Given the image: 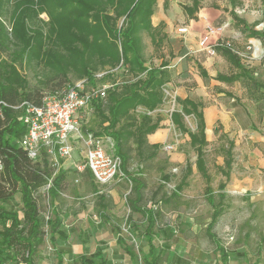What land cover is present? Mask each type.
Listing matches in <instances>:
<instances>
[{
    "label": "rangeland",
    "instance_id": "rangeland-1",
    "mask_svg": "<svg viewBox=\"0 0 264 264\" xmlns=\"http://www.w3.org/2000/svg\"><path fill=\"white\" fill-rule=\"evenodd\" d=\"M41 6H34L28 19L36 46L25 52L20 68L27 79L25 91L42 92L46 96L80 80L88 82V86L106 84L109 89L137 79L123 65L112 67L109 59L99 57L96 51L85 59L70 52L66 48L70 23L62 18L59 26L50 20L47 12L40 10ZM185 6L196 8L194 14L190 15ZM17 8V0L1 2V16L10 31ZM158 14L164 18L159 23L163 24V32L167 36L158 45L152 43L146 32L142 33V39L147 66L167 63L164 67L167 82L162 87L164 101L154 110L142 106L132 109L118 128L135 119L140 122L143 115L153 121L159 120L158 134L152 139L150 134L146 136L148 142L158 143L159 148L153 157L144 158L137 150L134 137H130L126 177L101 186L105 189L98 194H109L114 189L118 202L125 208H155L157 223L152 232L156 233L158 226L172 222L173 216L178 215L184 220L180 225L183 232L189 234L191 225L185 220L193 217L192 221L197 222V227H201L206 235L208 226L203 225L212 218L214 207L208 201V196L212 195L220 209L212 232L224 243L229 242L228 247L246 244L250 249H263L264 0H238L235 5L231 0H157L152 23L158 20ZM223 24L228 25L209 34L210 27L220 28ZM180 26H189V32L179 33ZM206 35H209L206 44L215 53L201 46L200 39ZM228 48L244 54L239 56L242 68L228 58ZM12 51L20 53L18 44H12ZM207 56H210L209 65H204ZM197 62L205 70L208 67L213 76H201ZM86 68L95 80L85 73ZM165 88L170 96H167ZM186 97L200 103L205 120L210 123V127H206L208 144L204 151L208 178L197 168V153L189 135L172 120V112L181 111L178 100ZM105 106L106 103L101 109L104 113ZM101 110L91 106L79 113L83 118L80 126L84 134L106 135L104 128L108 122ZM182 114L185 128L196 131L198 118L195 114ZM114 149L116 151L115 146ZM149 150L147 148L146 152ZM58 166H53L52 178L58 172ZM90 178L93 192L98 191L94 178ZM74 184L77 186L76 182ZM208 187L212 189L210 193ZM47 191L45 184L36 195L42 209L50 210L52 197ZM95 200L98 201L97 198ZM146 226L147 222L142 227L143 231Z\"/></svg>",
    "mask_w": 264,
    "mask_h": 264
},
{
    "label": "trees",
    "instance_id": "trees-1",
    "mask_svg": "<svg viewBox=\"0 0 264 264\" xmlns=\"http://www.w3.org/2000/svg\"><path fill=\"white\" fill-rule=\"evenodd\" d=\"M0 0V200H6L15 193L20 194L21 206L19 208H6L0 206V263H18L21 260L35 264L33 255L43 244L46 232L43 229V211L37 192L41 187L51 181L49 194L55 197L62 188L65 172L58 169L54 174V167L47 154L43 153L39 160H31L25 150L19 145V140L26 132V125L20 119L21 108L15 106L28 100L40 105L44 98L42 92L25 91L27 79L21 73L25 52L35 48L34 38L28 27L31 10L38 4L40 10L47 12L50 20L59 26L62 20H67L71 27L68 30L66 48L83 59L95 51L99 57L109 59L112 67L123 65L136 80L130 83L117 84L107 90V96L102 100H94L93 106L102 109L106 103L104 128L105 137L113 139L116 153L122 158V168L125 171L129 158L127 143L134 137L137 150L144 158L153 157L159 148L158 143L151 144L146 136L160 128V121H153L151 117L143 115L140 122L136 119L118 128L122 119L128 116L132 109L138 106L154 110L164 101L163 85L166 81L162 62L159 66H147L145 60V44L142 33L150 35L154 45H158L167 36L163 32V24L154 25L151 17L157 0H17L18 8L13 14L9 30L5 20L2 19ZM238 0H231L233 5ZM197 5V3H195ZM186 11L193 15L196 8L185 6ZM63 18V19H62ZM257 34L258 32L254 31ZM18 44L20 53L12 51V44ZM228 58L238 67L242 68L239 56L229 48L226 50ZM201 76L209 74L200 62ZM85 73L90 79L94 75L86 68ZM95 83V81L93 82ZM93 85V84H92ZM181 111L172 112L173 122L190 137L191 145L197 153V168L206 178L209 177L204 160L205 147L208 144L206 137V120L200 103L186 97L178 100ZM107 113V114H106ZM195 114L198 118L197 130H187L182 122L183 114ZM132 128L130 129L129 127ZM149 148V152L146 149ZM145 153L147 155L145 156ZM230 166V161L227 160ZM210 193L212 189L208 187ZM209 203L214 207L212 218L207 227L209 238L223 249L216 233L212 232L219 219L220 209L212 195L208 196ZM22 213V216H21ZM150 225L146 229L150 241V251L156 246L151 242L152 227L155 211H148ZM53 225L49 228L52 229ZM55 227V226H54ZM53 237L49 240L54 245ZM28 252V256L25 254ZM153 264L156 257L153 258ZM93 260V257L83 258V262Z\"/></svg>",
    "mask_w": 264,
    "mask_h": 264
},
{
    "label": "crops",
    "instance_id": "crops-1",
    "mask_svg": "<svg viewBox=\"0 0 264 264\" xmlns=\"http://www.w3.org/2000/svg\"><path fill=\"white\" fill-rule=\"evenodd\" d=\"M158 16L154 25L164 19ZM209 59L210 56H207L203 64L209 65ZM207 71L213 76L208 67ZM82 121L81 116L80 123ZM206 127H210L208 121ZM157 134L158 131H155L149 138ZM74 146L72 155L61 159L58 166L65 172L62 188L52 197L50 210L43 209L41 213L47 235L33 255L35 264H153L154 257L157 264H264V248L250 249L246 244L228 247L229 242L224 243L219 238L223 247L219 250L201 227H197V222L192 221L193 217L185 220L191 225V231L189 234L183 232L180 225L184 220L178 215L173 216L172 222L158 226L156 233L153 232L151 242L156 250L151 252L150 239L146 234L151 208H125L118 202L114 189L109 194L99 195L105 187L96 182L99 190L93 192L90 170L78 171L75 167L84 160V143L76 140ZM0 206L19 208L20 194L15 193L4 201L0 200ZM156 218L157 212L153 226L157 223ZM145 222L147 226L143 231ZM209 222L203 226L207 227ZM49 225H53L52 229ZM51 236H54V245L49 240ZM84 256H92L93 260L83 262Z\"/></svg>",
    "mask_w": 264,
    "mask_h": 264
},
{
    "label": "built area",
    "instance_id": "built-area-1",
    "mask_svg": "<svg viewBox=\"0 0 264 264\" xmlns=\"http://www.w3.org/2000/svg\"><path fill=\"white\" fill-rule=\"evenodd\" d=\"M220 28H209V34ZM179 33L187 34L189 26H180ZM209 35L200 39V44L207 51L215 53L206 43ZM250 48V47H249ZM238 56H244L239 50L232 49ZM88 82L80 80L67 88L54 94L44 96L40 105L23 101L15 106L22 109L20 119L26 125V132L19 140L28 157L37 161L43 153L47 154L53 166L60 163L61 158L70 157L75 150L74 141L82 140L84 143V160L75 165L78 171L89 169L97 184L106 186L113 182L123 180L126 175L122 168V158L116 153L112 138L97 136L92 132L84 134L80 126V112L93 106L94 100H102L107 96L108 86L87 85ZM164 91L170 96L168 90ZM1 165V160H0ZM52 179L47 183V190L51 187ZM48 219V217H47ZM46 232V230H45ZM47 235V232H46ZM28 256V252L25 254ZM0 264H29L21 260L18 263L3 262Z\"/></svg>",
    "mask_w": 264,
    "mask_h": 264
}]
</instances>
